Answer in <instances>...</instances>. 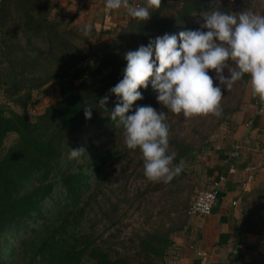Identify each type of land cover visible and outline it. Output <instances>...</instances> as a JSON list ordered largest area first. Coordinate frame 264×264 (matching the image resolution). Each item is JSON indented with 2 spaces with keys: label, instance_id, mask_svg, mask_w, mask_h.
<instances>
[{
  "label": "trees",
  "instance_id": "trees-1",
  "mask_svg": "<svg viewBox=\"0 0 264 264\" xmlns=\"http://www.w3.org/2000/svg\"><path fill=\"white\" fill-rule=\"evenodd\" d=\"M56 2L0 0V88L4 95L23 109L33 89L59 80V99L35 119L21 112L0 110V264H166L164 258L173 245V236L184 231L188 223L189 205L186 211L177 212L174 222L161 221L142 236L134 235L129 239L133 245L129 251L107 247V239L97 233V215L88 218L104 182L110 179L107 168L139 150H129L125 143L124 150L107 147L123 134L118 118L111 119L119 98L110 89L123 78L127 52L166 33L178 36L181 31L203 30L204 16L216 9L264 14V0H161L159 9H150L148 20L129 17L117 26L97 63L83 64L84 55L77 52L72 41L75 32L63 25L62 19L51 16ZM145 5L146 0H142L141 6ZM79 63L81 66L76 68ZM224 74L228 75L227 70ZM209 75L218 85L215 72ZM248 81L245 75L231 90L221 86V114L198 116L202 121L194 131L199 133L204 126L211 132L221 124L232 127V117L241 111ZM139 91L143 98L135 101L127 114H134L139 106L164 112V122L169 126L168 151L176 153L174 165L183 161V169L168 182L147 180L143 189L136 190L134 199L146 193H157L164 199L186 188L182 185L188 177L184 163L211 150L212 143L207 141L196 150L193 143L175 133L176 118L185 117L157 102L151 78L148 87ZM105 95L107 104L98 106ZM88 107L92 108L91 119L84 116ZM89 126L98 132L82 141L81 135ZM10 133L16 135V140L4 147ZM80 148L86 152L70 159L71 150ZM140 162L143 164L142 155ZM206 172L212 170L207 168ZM240 201L237 234L264 236V178ZM114 205L101 209L102 216L104 210L112 212ZM229 237L222 234L219 244Z\"/></svg>",
  "mask_w": 264,
  "mask_h": 264
},
{
  "label": "clouds",
  "instance_id": "clouds-1",
  "mask_svg": "<svg viewBox=\"0 0 264 264\" xmlns=\"http://www.w3.org/2000/svg\"><path fill=\"white\" fill-rule=\"evenodd\" d=\"M105 7L124 8L131 18L146 21L152 15L150 9L161 7V0H146L145 6H134L129 0H105ZM204 21L203 30L181 31L178 36L166 33L127 52L123 78L110 89L119 98L111 119L118 118L122 125L126 147L141 152L149 181L168 182L183 169L182 160L179 165L173 164L176 153L169 154V126L164 122V112L139 106L134 114H127L133 103L143 98L139 89H146L150 78L157 102L185 118L219 116L224 95L221 86L231 90L245 75L252 95L264 101V14L216 9L206 14ZM90 31L91 26L85 25L84 34ZM210 71L215 72L218 85ZM107 102L105 95L98 106ZM91 109H84L85 119H91ZM85 152L84 148L73 149L69 158Z\"/></svg>",
  "mask_w": 264,
  "mask_h": 264
},
{
  "label": "crops",
  "instance_id": "crops-1",
  "mask_svg": "<svg viewBox=\"0 0 264 264\" xmlns=\"http://www.w3.org/2000/svg\"><path fill=\"white\" fill-rule=\"evenodd\" d=\"M129 2L140 5V0ZM70 5L66 9L73 21L90 25L99 37H113L115 28L130 17L124 8L108 10L105 0H70ZM232 120L235 124L224 125L223 135L214 139L212 149L202 158L205 170H212L206 172V189L213 177L225 176L217 201L209 215L189 216L184 231L173 236L167 264H264V236L237 234L240 198L264 178V101L252 95L249 85L241 111ZM222 234L230 237L219 244Z\"/></svg>",
  "mask_w": 264,
  "mask_h": 264
},
{
  "label": "rangeland",
  "instance_id": "rangeland-1",
  "mask_svg": "<svg viewBox=\"0 0 264 264\" xmlns=\"http://www.w3.org/2000/svg\"><path fill=\"white\" fill-rule=\"evenodd\" d=\"M141 1L139 6H141ZM56 3L51 16L57 17L56 19L58 20L62 19L64 21L63 25L72 28L75 32V35L72 36V41L77 52L84 55L82 64L97 63L105 51V43L112 41V36L99 37L94 33L93 29L85 35L83 21L77 20L78 22H74V17L72 18L71 13L66 9L68 6L71 7L70 0H58ZM80 66L81 63L75 67L78 68ZM31 93L30 102L25 108L21 109L16 103L5 96L0 88V110L5 112L10 110L21 112L31 120L35 119L48 105L59 99V80H51L42 87L33 89ZM176 119L175 133L180 137L183 136L188 142L193 143L196 150L199 147H203L207 141L210 143L214 139L216 141V137H221L225 131V126L221 124L222 126L218 125L211 132L204 129L203 126L199 128V133H196L194 129L201 123L202 119L200 117ZM208 122L209 119L204 124ZM211 122L216 121L211 120ZM97 132L98 129L89 126L82 133L81 140L84 141ZM15 140L16 135L10 133L4 141V147L10 146ZM107 147L124 150L123 134L111 140L107 144ZM131 155L134 158L128 162V157ZM141 155L139 150L129 152L123 160H119L107 168V171L111 175L110 179L104 182L96 203L88 215V218L97 215V218L94 220L97 223V233H102L103 237L107 239V247L112 246L113 249L117 247L119 251H129L132 248L133 245L129 243V239L133 238L134 235L139 234L142 236L145 231L152 230L161 221H165L166 223H169V221L174 222L177 212L181 209L186 211L196 193L206 189L205 186L208 181L206 170L204 165H202V158L206 155V152H202L197 155L195 160L187 161L192 163H184L187 168L188 177L182 184L186 186L182 191H177L174 194L166 196L164 199L159 197L157 193H154V195L146 193L144 196L140 195L134 199L136 190L143 189L148 180L144 175L143 164L138 163L140 162ZM131 170L134 171V174H132ZM111 203L115 204L113 211L107 212V210H104L102 216L100 210L106 209ZM239 220H241V212ZM17 236L20 237L21 234ZM11 244H16V239ZM111 253H113L112 250ZM164 261L167 264L166 257Z\"/></svg>",
  "mask_w": 264,
  "mask_h": 264
},
{
  "label": "built area",
  "instance_id": "built-area-1",
  "mask_svg": "<svg viewBox=\"0 0 264 264\" xmlns=\"http://www.w3.org/2000/svg\"><path fill=\"white\" fill-rule=\"evenodd\" d=\"M224 181L225 176L218 174L211 179L208 189L198 191L187 209L188 216L209 215L217 201L219 190Z\"/></svg>",
  "mask_w": 264,
  "mask_h": 264
}]
</instances>
